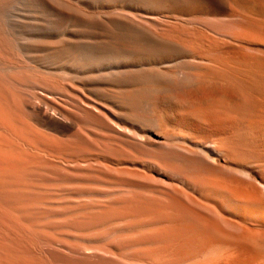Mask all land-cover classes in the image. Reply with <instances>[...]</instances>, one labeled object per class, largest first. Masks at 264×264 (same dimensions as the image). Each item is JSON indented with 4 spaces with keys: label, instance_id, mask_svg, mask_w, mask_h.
<instances>
[{
    "label": "bare ground",
    "instance_id": "6f19581e",
    "mask_svg": "<svg viewBox=\"0 0 264 264\" xmlns=\"http://www.w3.org/2000/svg\"><path fill=\"white\" fill-rule=\"evenodd\" d=\"M254 17L264 18V0H0V175L6 178L23 173L34 163H43L42 158L54 148H60L44 134L72 132L78 143L97 156L83 160V169L95 173L106 166L109 172L111 164L140 161L145 171L179 180L197 196L180 197L176 190H148L135 182L116 183L106 195H120L126 203L121 217L138 220L133 225L121 222L112 226L115 235L108 244L98 243L101 236L91 233L70 248L72 253L100 260L107 256L117 264H257L251 257L264 251V174L239 157L240 162L230 144L211 131L213 128H206L213 121V111L209 113L206 104L212 98L229 99V91L236 92V84L229 80V73L227 77L207 66L187 63L188 59H204L201 53L206 49L201 43L207 35L241 42L239 30L246 29L244 22ZM186 24L195 27L186 29ZM263 38H253L252 42ZM258 77L264 78V71ZM26 150L34 154L19 155ZM114 171L117 176H135L142 182L143 174L154 178L150 173ZM216 177L225 183L214 182ZM1 189L0 264H42V258L31 251L36 236L25 225L27 221L15 215L17 209L13 212L10 208L15 203L7 205L12 190ZM86 190L89 192V187ZM107 213L105 217L117 212ZM105 217L99 215L85 227L104 222ZM59 223L62 226L63 221ZM260 227L259 232L256 228ZM131 228H138L139 233L124 234ZM217 243L235 245L245 259L237 261L236 254V261L229 259L232 262L201 261L204 251Z\"/></svg>",
    "mask_w": 264,
    "mask_h": 264
},
{
    "label": "rangeland",
    "instance_id": "374dc122",
    "mask_svg": "<svg viewBox=\"0 0 264 264\" xmlns=\"http://www.w3.org/2000/svg\"><path fill=\"white\" fill-rule=\"evenodd\" d=\"M246 20L248 22L243 21L246 29L242 28L238 32L239 36L242 37V39L239 38V40L241 42H238V41L235 42V40H231V39L224 37V36H222V37L217 36L216 37V36H214L208 32V34H210V35H207L208 37H206L204 35L205 36L204 42L201 43V45H205L203 47V49L204 48L206 49V50H204V52L206 51V55L204 52L201 53L202 56L204 57V59H196V60L188 59L187 63L194 64V65L207 66V68H209L208 70H214V72L216 71L218 73H223L227 77L229 75V77H228L229 80L230 81L232 80L231 82L233 83V85L236 84L235 85L236 92L231 91V90L229 91L230 95H231L230 98H232V99H230V98L229 99L212 98L211 102H208V101H210V99L207 100V102H208V103L206 102L208 104V105L206 104L207 111L209 113H211L213 111L212 112V117H213L212 122L215 123L218 120L220 122L218 121L217 124L215 123L217 126L215 124H212V122H211L210 125H212V126L207 124L206 128H209L207 130H210V127L213 128V130L211 129V131L216 132L222 139H224V141L229 143L233 149V152L236 151V152H234V154H235L234 156L237 157L238 160L241 158L240 160H242V161L244 160L243 163L246 165L255 164L256 166H258L259 173L264 174V161H263V159H264V155H263L264 154V152H263L264 151L263 150L264 149V134H262V133H264V110H262V108L264 109V107H263L264 106V88H263L264 87V78L258 77V75L264 71V69H263L264 68V51H263L264 50V44H263L264 40L260 41L261 37L262 38L264 37V18L263 17H257V18L254 17V19L253 18L249 19L251 21H249L248 19H246ZM252 20H254V22ZM249 22H251V23H249ZM187 26H188V29L195 27L194 25H193L194 26L193 27L192 24H191V26H190V24H186L185 28ZM250 29H251V31H250ZM259 29H261V30H259ZM243 30L245 33L247 31V33L245 34L243 32V34H242ZM248 31L251 33L254 32L255 34L253 33V35H252ZM262 34H263V36H262ZM258 35L260 38V40H259L260 43L255 42V44H254V41H256V38L259 39ZM212 37L214 38V40L212 39ZM219 37H221V38H219ZM247 37L248 38L250 37V39L247 40ZM253 38L255 40L252 42ZM225 39H227V40H225ZM209 40H211V41H209ZM218 40H222V41H218ZM228 40H231L232 43H230V41H228ZM207 41L209 42V44L211 46L209 44H206V43H208ZM218 42H219V46L221 45L220 48L217 45ZM222 42H224V43L226 42V43L224 44ZM251 42L253 44H251ZM238 43H240V44L243 43L241 45L242 48L241 47L240 48H232L231 47L232 45H240ZM246 45H248V47H246ZM210 47H211V49H210ZM255 47L256 48L258 47L259 50L256 49ZM230 48H231V50H230ZM218 49H221V50H218ZM240 49H243V50H240ZM208 50H210V51L208 52ZM211 50H213V53L214 54L216 53V54L214 55L213 53H211L212 52ZM231 51H233V52H231ZM244 51L246 52L245 53L246 55L243 54ZM207 52H208V54H207ZM225 52H227V53H225ZM234 52H235V55H234ZM224 53L227 55H225ZM228 53L230 54L229 55L230 57L232 56L231 58L230 57L227 58ZM261 53H263L262 57H261ZM209 54L211 55V57H209ZM257 54H259V55H257ZM218 55L220 58L218 57ZM233 55H234V57H236L235 58L236 60H234ZM241 55H243L244 57ZM214 56L216 58H214ZM240 56L243 58V60L246 57L244 62H243V60L241 61L242 58H240ZM237 59H238V61H237ZM219 60H222V63H220L221 61H219ZM260 60H262V61H260ZM186 61H187V59H186ZM251 61H254V62H251ZM259 61H260V64H259ZM174 62L175 61H173L171 64H173ZM236 62H238V63L236 64ZM239 62H240V64H239ZM213 63L216 65H214ZM253 63H254V65H253ZM241 64H242V66H241ZM250 64H251V66H250ZM222 65H223V68H222ZM228 66H229V68H228ZM239 66H240V68H238ZM260 67L262 68V70ZM210 68H212V69H210ZM257 68L258 69L260 68L259 70H261V71L258 72L259 70ZM223 69L225 70V72ZM237 72H238V74H237ZM243 79H245V80H243ZM262 79H263V81L260 82ZM250 81H252L253 84L250 83ZM256 81H257V83H256ZM258 82H260L262 85L260 86V83L258 84ZM253 85H255L254 89H253ZM248 86L250 87V89L247 90V92L250 91L251 93L250 92L247 93L245 90V89H248ZM257 88L260 92L257 91ZM242 90H244V91L242 92ZM252 93H253V96H252ZM246 94H248V96ZM243 96L245 99L243 98ZM257 96H258L257 99H259V100L263 99L262 100L263 102L261 100H260V102L258 100H256L255 97H257ZM246 97H248V98H246ZM215 99H216V101H212ZM239 99H241V100H239ZM251 100H252V103H251ZM227 101H229V102H227ZM238 101H239V103H238ZM256 101L259 102L260 104L262 103L263 105L262 104L260 105ZM213 102H214V104H213ZM222 102L225 104H223ZM243 103L246 105V106L245 105L244 106L245 107L248 106V108L241 106ZM253 103H254V105H252ZM232 104H233V106H232ZM210 105L213 108H210L211 107ZM219 106L223 107V108L225 106V109L219 108ZM227 106H229V107H227ZM227 111H229V112H227ZM246 111H248V112H246ZM249 111H250V113H249ZM257 111H259V112L262 111V112H260L259 114L256 115ZM236 112H238V113H236ZM223 113L225 114V116ZM231 115H233V117ZM251 115H252V118H251ZM261 115L263 116V118L261 117ZM222 116L224 117V119L222 118ZM235 116H237V117H235ZM244 116H247V117H244ZM217 117H220V118L218 119ZM238 117H240V118H238ZM259 117H261L263 119V123H260V121L262 122V119ZM226 118H228V119H226ZM232 118H234L233 120L236 122V124L232 120ZM236 118H238L239 120H235ZM241 118H243L245 122ZM254 118H256V119H254ZM257 119L259 122L256 121ZM259 119H261V120H259ZM222 120H224L223 121L224 123L222 122ZM230 120L234 124H232L230 122ZM246 120H247V122L250 120L249 124L246 122ZM254 120L256 122H258V124H256V122H254ZM225 121H227V122L229 121L231 124L229 122L227 124V123H225ZM252 121L254 122L253 126L251 125L253 123ZM221 122L223 123V125L220 124ZM239 122H240V124H239ZM218 124L220 125L221 129L218 127L219 126ZM238 124H239V126H237ZM221 125L224 127H222ZM245 125H247V126H245ZM256 125H257V127H256ZM231 126H232V128H231ZM257 128H260V129H257ZM247 130H249V131H247ZM225 134H227V135H225ZM44 135H45V138L49 137V140H50L49 142H51L52 144H54L56 146H60V148H54L53 149L54 151H51L47 155V156H50V158H47V156H45L46 159L42 158L43 163H40V164L37 163V164H39V166H37V164L34 163L33 166L29 170H27V169L22 170V172L24 171L23 173H21V171H19V172H15L17 174L14 173L12 175H6V178L9 176V178H7V180L4 177L5 175L3 173H1V175H0V176L4 175L3 177H0V179H1L0 180V189H1V187L4 188V189H1L2 191L11 189L12 194H15V195L11 194V196L15 197L16 199L12 197L13 198V200H12V198L9 197L8 201H7V205L9 204L11 206V205H14L12 203H15V207L14 206L13 207L8 206V207H10L11 209H13V208L17 209V210L13 209L12 211L14 212V210H16L17 212L16 211L14 212L15 215L21 219L24 218L23 220L27 221V222L25 221L27 224L23 221L22 222L25 223V225H28L27 227L29 228V230L32 232V234H34L36 236L35 237L36 243L32 246L31 251H33L37 256H40L42 258L41 259L43 261V263L41 262L42 264H109V263L110 264H117L116 260L110 261V258H108L107 256L105 259L100 260L96 257H88L87 258V257H84V255L77 254L75 252L72 253L70 251V248L72 249L73 246L80 243V241L83 237H85L91 233L92 234L94 233L96 235L101 236V237H99L101 240L100 239L97 240L98 243H106V244L111 243L112 238L115 235L113 233V231L110 230L111 228L113 229V227L117 226V224H119L121 222L124 225L125 224L133 225L138 220L134 216L129 217V218H124V217L122 218L121 217L120 214L124 211L123 207L126 206V203L125 202L123 203L120 195L117 194V196H116L113 193L108 195V196L106 195L107 189L110 187H113L116 183L117 184H119V183L125 184V183H129V182H135L137 184L144 185L145 188L148 190H153V191L154 190H157V191H163L164 190L168 193H172L171 192L172 190H176L177 192L175 194L177 196L181 195L180 197H182L183 195H186V196L191 195V196L197 197L195 194H193V192H191V190L189 191V188H187L183 182H181L179 180L177 181L175 179L169 180L167 177L163 178L160 176V174L157 171H153V173L145 171L143 168L144 166L140 161L137 162V161H132L129 159V160H126L127 162L122 161L116 165L113 164L114 166H112V164H111L112 168H110V169L112 171H109V172L106 171V168H105L106 166H102L103 168L100 167V169L98 170L99 173H98V171L93 173V171L85 170V169H83L85 166V163H84L85 160L90 161L91 159H96L97 156L92 154V153H89V151H87L84 148L83 144L78 143L77 140H75L76 138L74 136H72V132L66 133L62 136L61 135L55 136L54 134H51L52 136L50 134L49 135L44 134ZM224 135H225V137H224ZM255 136H257V137L254 138ZM226 137H227V140H226ZM45 138L43 137V139H45ZM47 140L48 139H46V141ZM253 140H255V141L257 140V142H255ZM230 141H231V143H230ZM232 141H235V142L238 141V142L236 144V143H233ZM251 147H253V148H251ZM261 147H263V148H261ZM254 148H256V149H254ZM71 149H72V151H71ZM252 150H255V151H252ZM256 150H257V152H256ZM84 151L86 152V154ZM259 151H262V154ZM20 152L22 153L23 151H18L17 154H19ZM23 153L24 154H19V155L34 154L31 151L28 152V150L24 151ZM236 153H237V155H236ZM259 154H261V155L259 156ZM94 156H96V157H94ZM262 156H263V158H262ZM261 159H262V161H261ZM83 160H84V162H83ZM252 160H254V161H252ZM242 161H240V162H242ZM259 161L262 163H260ZM104 163L106 165V160ZM259 163H260V165H259ZM74 164L78 165L79 167L74 166ZM114 170L128 171V172H132V173H136V172L137 173L144 172V173H148V174L150 173V175L152 174V176L154 178L148 179V176L143 174L142 177H144L145 179L143 178L144 182H142L141 181L142 179L138 180L135 176H131V177L129 175H127V177H125L123 175L117 176ZM25 171H27L29 173L25 174ZM18 173L19 174L21 173V175H19ZM106 173H108V174H106ZM13 175H19V176L13 177ZM26 176H28L29 179ZM10 177H12V178H10ZM18 177H19V179H18ZM25 179H26V181H25ZM127 179H128V181H127ZM130 179H132L133 181ZM216 179H217V177L213 178V181L214 182L218 181V179L217 180ZM23 180H24V182H23ZM167 180H168V182H167ZM10 181H11V184H10ZM139 181H141V182L138 183ZM147 181H148V183H149V181L152 183L147 184ZM19 182L22 183L23 185L20 184ZM218 182H216V183H218ZM221 182L223 183L224 181L221 179ZM221 182H219V183L222 184ZM7 183H9L8 187H7V185H8ZM142 183H145V184H142ZM1 184H4L5 186H3ZM12 185L15 187H19V185H20V188L12 187ZM150 185H152V186H150ZM27 186H28V188H27ZM6 187H7V189H6ZM24 187H25V190H24ZM88 187H89V192H88V190H86V189H88ZM16 189H20L19 191L17 190L19 193L16 191ZM22 190L24 192H28V193L30 192V194L26 193L24 196L23 195L24 193ZM72 190H73V192H71ZM20 191L22 192V194L20 193ZM75 191H77V192H75ZM188 192H189V194H188ZM21 195L24 198L21 197ZM27 195H29V196H27ZM30 195H33V196H30ZM112 198L114 200H111ZM92 199H94V201ZM23 200L24 201L27 200V201L23 202ZM73 201H75V202H73ZM20 202H21V204L19 205ZM22 202H23V204H22ZM64 209L66 210L65 213L63 212ZM60 210H61V212H58ZM107 211H111L114 213L117 212V213L112 214V215H108L105 217V215L108 214ZM55 212H56V214H55ZM101 212H105V213H101ZM61 213H64V214H61ZM99 215H103L106 218V220L104 222L96 223L92 226L85 227V224L87 222L89 224L94 222L96 219H98ZM62 221H63V224L61 226V224L59 222H62ZM64 221L66 222L67 225L66 224L64 225V223H65ZM79 224H83V225H79ZM59 226H61V227H59ZM109 226H111V227H109ZM253 229H255V228H253ZM262 229H263V227L256 228V230H258L259 232ZM108 230H110V231H108ZM130 232H134V233L138 234L139 230H138V228H136V229L131 228L130 231H126V232H124V234H129ZM231 235H232V237L235 236V234H233V233H231ZM56 243H58L59 245H57ZM220 244H222L223 246H219ZM231 245H233V244H229V243L214 244V245L210 246V248L208 250H205L204 255L199 259L201 261L215 262V263H219V262L224 263L221 260H223L225 262L236 261L235 258L237 259V261H238V259H239V261L242 259H245V255L242 254V251L239 248L235 250V248H237V247L235 245H233L231 247ZM218 247H219V249L217 251L216 248H218ZM232 248H234V250ZM227 250H228V252H226ZM172 252H174V250H172ZM232 252H236V253H232ZM236 254H237V256L235 258H233ZM252 255H255V256H252ZM252 255H251L252 256L251 259L255 263L262 264V260H263V264H264V251L258 252V253H252ZM32 256L34 257V254L30 255V258L34 259V258H32ZM238 256L240 258H238ZM202 258H204V259H202ZM199 259H198V261H200ZM229 259H232V261H230ZM118 263H120V262H118Z\"/></svg>",
    "mask_w": 264,
    "mask_h": 264
}]
</instances>
